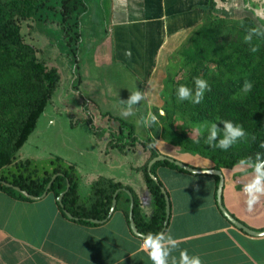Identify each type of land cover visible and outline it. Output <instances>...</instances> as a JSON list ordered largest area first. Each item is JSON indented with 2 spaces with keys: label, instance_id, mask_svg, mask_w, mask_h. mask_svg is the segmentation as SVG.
Here are the masks:
<instances>
[{
  "label": "crops",
  "instance_id": "0c3cea01",
  "mask_svg": "<svg viewBox=\"0 0 264 264\" xmlns=\"http://www.w3.org/2000/svg\"><path fill=\"white\" fill-rule=\"evenodd\" d=\"M241 1L226 0L230 5ZM95 8L108 11L107 34L79 64L77 85L87 86V80L94 78L96 88L83 90L84 96L95 99L94 95L103 112L121 115L130 95L142 93L143 85L160 78L168 55L203 21L207 0H101ZM86 58L90 63L84 67ZM137 108L139 104L133 106V113ZM124 118L135 125L133 115ZM44 131L61 141L57 142L61 152L56 159L62 165L57 166L61 170L72 168L81 205L87 204L99 178L117 182L122 188L115 190L118 197L112 212L109 209L106 218L94 219L97 221L93 224L69 217L52 190L30 199L0 190V264H153L142 247L149 235L137 228L148 222L156 209L144 179L143 166L146 164L147 169L152 159L148 149L141 144L135 149L114 148L112 157L106 158L103 150L108 134L99 139L89 126L71 127L67 115L48 113L31 135ZM178 160L199 169L214 166L211 159L196 153L188 152ZM156 166L155 177L168 200V217L164 196L163 226L153 237L162 235L164 247L170 250L168 264H179L185 250L190 258L199 257L201 264H264V234H249L223 214L217 202L216 174ZM239 168L234 165L219 169L223 176L222 206L243 225L262 231L264 201L259 199L249 210V197L244 191L249 182L247 176L238 173ZM81 182L88 188L86 194L80 192ZM127 191L133 200L131 216L137 233L130 223L131 199ZM169 236L176 240V248L169 243Z\"/></svg>",
  "mask_w": 264,
  "mask_h": 264
},
{
  "label": "trees",
  "instance_id": "16d2710c",
  "mask_svg": "<svg viewBox=\"0 0 264 264\" xmlns=\"http://www.w3.org/2000/svg\"><path fill=\"white\" fill-rule=\"evenodd\" d=\"M95 5H99L101 0H94ZM207 6H215L214 0H207ZM0 8L6 17L0 16V42L10 47L8 52H16L18 55H30L31 49L22 42L19 35V25L13 18V12L19 19H32L36 29L46 36L55 45L59 53H68L73 57L72 75L77 82L78 68L89 46L84 43V18L88 15L89 0H4L0 1ZM88 18V17H87ZM86 18V20H87ZM206 25H201L196 32L206 30ZM218 24H212V29H217ZM252 37L248 41L227 40V49L230 50L222 59L230 69V76L226 79L215 78L208 82L210 91L206 90L203 98V105H199L195 111L194 120L212 118L218 114L219 119L228 121L231 119L246 132V137L239 140L230 148L237 150L247 148L259 153L251 161L256 166L259 161L264 159V37ZM223 40L218 39L217 44H222ZM253 47L258 51L252 52ZM225 51V50H224ZM198 68V69H197ZM193 70L195 78L199 77L202 68L197 67ZM204 70V68H203ZM200 78V77H199ZM60 75L56 66L44 69L37 67L33 73L11 71L9 60L6 53L0 52V128L7 132L4 136L0 132V149L5 144L21 136L24 126L28 123L30 115L38 111L52 96L57 89ZM251 82L252 88L244 95H239L244 83ZM81 106L83 111L88 114L86 124L97 138H102L108 134V142L105 149L123 148L135 149L138 144L148 149L150 158L157 156L160 152L155 147V139L147 128L145 138L139 136L132 122L119 114L103 112L109 116L106 126L93 123L92 113L88 105L91 101L83 94ZM116 121L118 125L111 123ZM79 122V120H78ZM69 115L71 127L78 125ZM218 128L223 133V124L219 123ZM189 153H196L211 159L214 163L213 168L230 167L227 161L219 159L214 153L203 154L196 149L188 148ZM157 164H165L182 169L168 160H159L150 167L151 174ZM139 169V168H137ZM144 179L147 188L153 195L156 209L153 216L143 226L137 225L138 231L145 235L154 236L163 226L165 215V199L161 191L162 184L156 178L152 179L143 166ZM55 175V176H54ZM52 176L54 178L52 179ZM74 173L72 168L55 169L50 175L38 176L35 178H14L8 179L6 175L0 174V190L9 195L20 198L30 199L22 192L16 190L14 186L25 190L33 196H40L46 189L48 182L52 179L48 190H52L58 197L64 191L59 205L61 210L70 217L82 223L93 224L92 219L101 220L108 216L111 206L112 196L116 189L121 191L122 185L105 178H99L93 186L92 194L86 205L79 203L76 183L73 181ZM217 180L219 176L216 175ZM4 182L10 183L6 185ZM118 197V194L116 198Z\"/></svg>",
  "mask_w": 264,
  "mask_h": 264
},
{
  "label": "rangeland",
  "instance_id": "374dc122",
  "mask_svg": "<svg viewBox=\"0 0 264 264\" xmlns=\"http://www.w3.org/2000/svg\"><path fill=\"white\" fill-rule=\"evenodd\" d=\"M89 6L88 15L85 16L83 25L84 43L89 46L85 55L107 34L108 24V11L103 12L100 8H95L94 0H89ZM3 15L4 11L0 8V16ZM13 18L19 25L18 32L21 40L29 46L31 54L18 55L14 51L8 52L11 50L10 47L0 42V52L6 53L11 71L33 73L40 66L44 69L56 66L60 81L51 98L38 111L30 115L21 136L0 149V174L6 175L10 180L16 177L35 178L50 175L55 169H58L59 163L62 165V162H58L56 159L61 152L58 149L60 145L57 143L61 141L56 140V135L49 131L38 132L33 135L31 133L38 122L48 113L67 115L68 119L71 115L73 121L78 122L79 120L78 125L88 126L85 120L89 116L82 109L81 97L78 93L84 95L83 90L95 89L97 85L94 78L87 80V86L77 85L72 75L73 57L71 54L59 53L51 40L39 33L32 19H19L14 12ZM203 24L206 25V30L196 32ZM212 24H218V28L212 29ZM260 33L264 34V0H242L238 5L237 3L230 5L227 4L226 0H221V2H216L212 8L207 6L206 14L200 25L175 52L168 55L167 62L160 71V78L154 80L152 84L143 85L142 94L145 99L138 103L139 109L137 108L133 114L136 120L134 127L138 134L142 137L146 136V126L140 121L142 117L147 118L151 113L157 117V121L148 127L160 153L172 157L176 156L175 158L178 159L188 154L186 151L188 148L196 149L203 154L214 153L219 159H222V162L227 161L231 166H239L238 173L247 176L246 180L249 184L252 183L254 180L251 179L257 173L256 166L251 161L259 153L247 148L237 150L229 148L227 151H223L218 147L209 145L206 142L209 129L212 123H216L217 126L221 123L219 115L216 114L208 119L194 120L195 111L199 105H203V101L199 104H194L191 100L180 101L177 97V91L178 87L183 85L191 89L193 95L195 94V76L192 72L193 70L198 71L197 67L202 68L199 77L204 79L207 84L211 79L222 78L224 80L229 77L231 75L230 69L225 65L227 60L222 59L230 52L227 49L226 41L235 40L240 43L245 41V37H261ZM219 38L223 40L222 44L216 43ZM84 56H82V60ZM92 62L95 63L94 58H92ZM89 63L90 58L87 59L84 67L89 66ZM86 70L84 69V71ZM90 76L89 74L88 77ZM245 93L242 88L239 95ZM93 97L95 99L90 98L93 103L88 105L89 111L92 113L93 123L106 126L109 116L102 114L103 111L95 103L97 102L95 100L98 99L94 95ZM106 106L107 109L112 110L110 109L112 105L107 104ZM114 108L116 109V107ZM128 120L133 122V120ZM111 124L118 125L116 121ZM233 124L237 123L233 120ZM0 132L4 136L7 135L4 129L0 128ZM222 137L223 133L220 132L217 141H214L213 144L218 143ZM113 149L103 150L106 158L112 157ZM155 169L154 174L156 176ZM104 174L109 175L110 173L104 172ZM80 192L81 194L88 192L84 182H81ZM263 198L264 195H260L261 202L264 201Z\"/></svg>",
  "mask_w": 264,
  "mask_h": 264
},
{
  "label": "clouds",
  "instance_id": "9594fccd",
  "mask_svg": "<svg viewBox=\"0 0 264 264\" xmlns=\"http://www.w3.org/2000/svg\"><path fill=\"white\" fill-rule=\"evenodd\" d=\"M248 39H250V37H245V41ZM251 51L256 52L258 51V48L253 47ZM128 54L129 53H126V55ZM195 86L196 90L194 95L193 91L187 86H179L177 91L178 99L180 101L191 100L194 104L201 103L204 98V92L206 90L210 91V87L204 79L199 77L195 78ZM251 88V82L246 81L243 85V90L247 92L250 91ZM143 99H145V96L140 91L132 93L129 99L126 101L127 107L121 112V116L128 117L133 115V106L140 103ZM161 115H163V112H161ZM156 121L157 117L149 113L148 117H142L140 122L145 126H149ZM221 123L223 124V137L218 140V143L213 144L214 141H217L218 134L221 130L218 128L216 123H212L206 141L209 145H213L214 147H218L223 151H227L239 140L246 137L247 134L242 126L233 124L231 121L227 120L222 121ZM261 147L264 148V143L261 144ZM256 173V179L244 188V191L249 197L246 203L250 211L252 210L253 205L258 202L260 195H264V161H259L256 164ZM168 241L172 245V248L177 247L176 240H174L171 236L168 237ZM142 247L147 250L148 256L153 264H168L170 250L164 247V244L162 243V235H158L156 237L149 235L147 238H145V242ZM179 264H201V260L199 257L190 258L187 254V251L185 250L181 252Z\"/></svg>",
  "mask_w": 264,
  "mask_h": 264
},
{
  "label": "water",
  "instance_id": "95a60500",
  "mask_svg": "<svg viewBox=\"0 0 264 264\" xmlns=\"http://www.w3.org/2000/svg\"><path fill=\"white\" fill-rule=\"evenodd\" d=\"M159 160H168V161H171L173 162L175 165H177L178 167L180 168H183V169H186V170H189V171H194V172H203V173H211V174H216L219 176V182H218V186H217V202H218V205L220 207V209L222 210L223 214L238 228L244 230L245 232L249 233V234H252V235H262L264 234V230L262 231H254L250 228H248L247 226L243 225L242 223H240L239 221H237L236 219H234L222 206V203H221V191H222V186H223V176L220 172L219 169H215V168H207V169H199V168H194L190 165H188L187 163L181 161V160H178L174 157H171V156H168V155H165V154H162V153H159L157 156L153 157L149 162H148V165H147V169H148V173L150 174V176L152 177V179L156 180L155 176L153 174H151V171H150V167L153 163H155L156 161H159ZM264 161V159L262 160ZM55 176V175H54ZM54 176H52V179L54 178ZM52 179L48 182L47 186H46V189L45 191L40 195V196H43L45 195V193L47 192L50 184H51V181ZM6 185H11L10 183H7V182H4ZM69 187V183H67L66 185V188L64 191H66ZM14 188L20 192H22L24 195L28 196L29 198H38L39 196H33V195H30L28 194L25 190H22L20 189L18 186H14ZM63 192H61L59 194V196L57 197L58 201L61 200V197L63 195ZM161 191L164 193V196H165V199H166V219L168 217V200H167V196L163 190V188H161ZM127 193L129 194L130 196V199H131V205H130V214H129V218H130V223H131V227L133 229V231L135 233H137V230L132 222V216H131V212H132V207H133V200H132V197L129 193V191H127ZM116 194H117V191L114 193L113 195V198H112V204H111V208H110V212H112L114 206H115V203H116ZM67 215L70 217V214L67 212ZM92 221H97V220H94L92 219ZM166 222V220H165Z\"/></svg>",
  "mask_w": 264,
  "mask_h": 264
}]
</instances>
